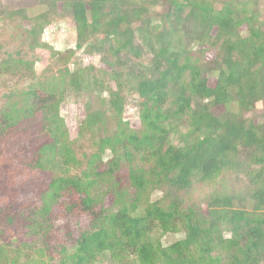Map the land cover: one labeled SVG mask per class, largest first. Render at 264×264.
I'll list each match as a JSON object with an SVG mask.
<instances>
[{"label": "trees", "instance_id": "1", "mask_svg": "<svg viewBox=\"0 0 264 264\" xmlns=\"http://www.w3.org/2000/svg\"><path fill=\"white\" fill-rule=\"evenodd\" d=\"M40 5L45 11L25 31L31 53L45 47L51 13L60 9L76 24L77 47L100 55L111 71L77 67L5 94L0 144L39 117L44 138L25 164L0 160V264H33L7 234L40 235L66 199L92 227L60 264H264V113L256 114L264 104V0ZM160 5L165 12L155 10ZM0 15L28 19L1 2ZM210 51L215 58L206 62ZM28 57H1L0 85L34 81ZM70 93L86 97L77 140L60 113ZM131 93L139 100L135 129L125 119ZM219 106L225 112L216 116ZM87 136L94 141L83 151ZM21 167L46 179L25 186L15 175ZM107 197L112 209L104 208ZM171 233L182 237L167 246Z\"/></svg>", "mask_w": 264, "mask_h": 264}, {"label": "rangeland", "instance_id": "2", "mask_svg": "<svg viewBox=\"0 0 264 264\" xmlns=\"http://www.w3.org/2000/svg\"><path fill=\"white\" fill-rule=\"evenodd\" d=\"M0 2L7 6L10 11L25 10L28 15V19L15 16L6 21H3L0 15V59L7 55L28 54V58L35 61L36 70L34 81L10 82L6 85H0V105L3 103L5 94L10 90H24L40 82L58 79L60 74L67 70L81 67L90 69L95 74H99L98 71H111V68L101 61L100 55L77 47L76 24L71 17H67L60 9L55 16L51 13L50 24L42 37L45 47L38 48L31 53L26 46L25 31L30 29L31 20L45 11L40 5V0H0ZM155 10L161 13L165 12L166 8L160 5ZM214 58V53L210 51L206 55V62H212ZM215 83V79L211 78L210 86H214ZM111 85L115 87L114 83ZM85 102L86 97L83 94L70 93L60 106L61 118L71 140L80 138L82 122L87 118ZM138 103V97L134 93L128 94L125 119L134 129L141 125ZM212 112L216 116H221L224 114L225 108L222 106L215 107ZM262 113H264V104L259 105L256 110V114ZM42 123L43 120L39 117L34 122L20 125L8 135L0 144V160L7 163L13 162L14 167L22 165V163L25 164L31 153V148L44 138ZM82 141H84L82 150L88 151L94 140L87 136ZM106 154L109 156L108 152ZM21 169L22 167L16 170L15 175H18L19 180L27 179L24 183L25 186L29 184L32 186L31 179H46V176L38 171H32L30 175L29 172ZM207 192V189H203L202 192H199V196L204 198ZM160 196L155 195L154 197L157 199ZM26 198L32 199L31 196H20L23 201H27ZM68 205L69 199H66L55 206V212L45 231L38 236L29 237L22 232L23 229L9 232L7 240H9L11 247L26 250V253L23 254L32 258L33 264H60L65 253L74 252L80 236L86 231H91L92 227L88 215L69 209ZM113 207V197H107L104 201V208L112 209ZM181 237V234H167L163 238V243L169 246L180 240Z\"/></svg>", "mask_w": 264, "mask_h": 264}]
</instances>
